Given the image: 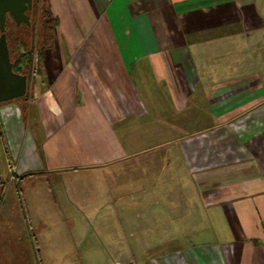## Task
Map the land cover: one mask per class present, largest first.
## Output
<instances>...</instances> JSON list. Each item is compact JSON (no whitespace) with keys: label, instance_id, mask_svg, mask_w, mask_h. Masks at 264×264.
Listing matches in <instances>:
<instances>
[{"label":"crops","instance_id":"crops-1","mask_svg":"<svg viewBox=\"0 0 264 264\" xmlns=\"http://www.w3.org/2000/svg\"><path fill=\"white\" fill-rule=\"evenodd\" d=\"M49 4L36 126L0 104L14 174L96 176L104 205L148 219L145 264H264V0Z\"/></svg>","mask_w":264,"mask_h":264},{"label":"rangeland","instance_id":"rangeland-1","mask_svg":"<svg viewBox=\"0 0 264 264\" xmlns=\"http://www.w3.org/2000/svg\"><path fill=\"white\" fill-rule=\"evenodd\" d=\"M30 26L16 29L10 23L19 41L27 43L34 51L33 61L25 74L33 78L31 90L26 99L6 102L18 104L20 121L29 131L31 118L36 126L35 88L42 74L38 70L35 40L38 29V15H33ZM13 33V32H12ZM13 35V34H12ZM11 36L9 46L11 58L24 51ZM40 62V71L43 68ZM31 120V121H32ZM32 123V122H31ZM121 127V125H120ZM138 136V135H137ZM138 144H144L140 135ZM41 154L44 156L43 147ZM151 149V150H150ZM133 156V165L139 160L152 159L158 162L159 148H150ZM129 161V160H128ZM120 165H127V159ZM45 169L29 173L25 179L16 182L13 168L9 165L3 141L0 139V264H117L136 260L145 264L149 255L141 247L140 238L149 236L145 232L148 219L131 217L124 196L111 199L104 205L96 195L97 177L85 173L76 179L69 173ZM148 210V208H147ZM155 209L151 208V212ZM143 213L144 209L140 208ZM159 219L150 222L153 231L158 230ZM151 231V230H150ZM156 255V254H155ZM146 258V259H145Z\"/></svg>","mask_w":264,"mask_h":264},{"label":"water","instance_id":"water-1","mask_svg":"<svg viewBox=\"0 0 264 264\" xmlns=\"http://www.w3.org/2000/svg\"><path fill=\"white\" fill-rule=\"evenodd\" d=\"M31 2L32 0H0V104L24 97L32 88L33 79L13 69L10 47L5 33L7 14H10L18 24L22 21L30 24L25 10L31 6Z\"/></svg>","mask_w":264,"mask_h":264},{"label":"trees","instance_id":"trees-1","mask_svg":"<svg viewBox=\"0 0 264 264\" xmlns=\"http://www.w3.org/2000/svg\"><path fill=\"white\" fill-rule=\"evenodd\" d=\"M38 2V29H37V60L38 70L40 71V62L43 60L45 50L51 48L54 44V33L58 26V18L53 14L49 0H37ZM13 34V33H12ZM15 42L20 47H24V51L16 54V59L13 61V69L19 73H25L33 61L34 51L29 50L27 43L15 39ZM10 47V46H9ZM13 48L10 47V53ZM2 136V132L0 134ZM27 174L23 176L13 175L16 182L22 181ZM1 180V179H0ZM2 183V182H0ZM3 199V194L0 196V200Z\"/></svg>","mask_w":264,"mask_h":264},{"label":"flooded vegetation","instance_id":"flooded-vegetation-1","mask_svg":"<svg viewBox=\"0 0 264 264\" xmlns=\"http://www.w3.org/2000/svg\"><path fill=\"white\" fill-rule=\"evenodd\" d=\"M25 12H26L27 15L29 16L30 24H27V23L24 22V21H22V22H20V23L18 24V23H17V22L11 17L10 14H7V17H6V20H5V33H6V37H7V41H8V42H9L11 36H14L15 38L19 39V38H18V35L15 34L13 30H12L11 33H10V28H9L10 23H12V24L16 27V29L22 27L23 25H27V26L32 25V23H33V19H32V18H33V15H35V13H36V15L39 14V13H38V2H37V0H32V2H31V6H29V7L25 10ZM12 32H13V35H12ZM0 34H1V31H0ZM11 60H12V58H11ZM12 62H13V60H12ZM18 99H26V97L24 96V97H21V98H18ZM18 99H16V100H18ZM4 103H6V102H4ZM4 103H1V104H4ZM13 179H14V178H13ZM0 182L3 183L2 180H0ZM0 185H2V184L0 183Z\"/></svg>","mask_w":264,"mask_h":264},{"label":"built area","instance_id":"built-area-1","mask_svg":"<svg viewBox=\"0 0 264 264\" xmlns=\"http://www.w3.org/2000/svg\"><path fill=\"white\" fill-rule=\"evenodd\" d=\"M117 264H121L120 262H118ZM122 264H134L133 262H126V263H122Z\"/></svg>","mask_w":264,"mask_h":264}]
</instances>
